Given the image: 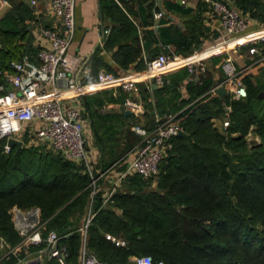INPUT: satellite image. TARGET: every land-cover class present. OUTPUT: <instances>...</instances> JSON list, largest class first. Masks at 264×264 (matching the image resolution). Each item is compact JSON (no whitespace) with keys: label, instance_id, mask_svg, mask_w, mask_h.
Wrapping results in <instances>:
<instances>
[{"label":"trees","instance_id":"obj_1","mask_svg":"<svg viewBox=\"0 0 264 264\" xmlns=\"http://www.w3.org/2000/svg\"><path fill=\"white\" fill-rule=\"evenodd\" d=\"M109 5L121 10L115 0ZM5 18L19 22L24 15L14 8ZM121 19L124 27L112 32L107 44H119L121 64L128 67L137 35L126 18ZM14 27V32L26 31L25 26ZM136 65L145 67L143 62ZM207 77L201 74L199 93L209 88ZM245 79L249 90L243 98L198 99L182 119L185 130L169 139L160 172L152 178L129 174L126 186L112 194L108 206L102 204V191L92 193L93 176L84 163L34 143L7 151L6 138H0V237L11 246L21 239L12 206H40L47 219L44 233L58 230L67 244V261L80 264L77 215L92 199L95 215L87 245L102 259L131 264L134 255L149 253L167 264H264V86ZM228 104L231 121L221 129L213 118L223 115ZM251 129L262 136L261 142L250 144ZM126 138L124 143H110L116 154L108 162L133 148L141 135L129 128ZM30 152L36 156L27 164L24 154ZM26 255L20 250L0 259V264H16ZM46 263L62 264L56 258Z\"/></svg>","mask_w":264,"mask_h":264},{"label":"crops","instance_id":"obj_2","mask_svg":"<svg viewBox=\"0 0 264 264\" xmlns=\"http://www.w3.org/2000/svg\"><path fill=\"white\" fill-rule=\"evenodd\" d=\"M226 1L247 17V31L264 30V0ZM115 2L121 6V10L110 6V0H77L76 29L71 52L79 57L80 73L83 76L81 81L95 78L101 69L121 74L136 73L145 68L148 61L161 51L192 54L214 44L216 38L224 32L219 16L207 0H162L164 8L160 6L159 0ZM14 8L24 15V20L14 22V18H5ZM158 10L163 13L158 15ZM121 17L126 18L131 33L137 35L134 57L129 60L128 67L121 64L119 44H107L109 35L124 27ZM3 19L6 22H2ZM54 22L50 0H0V81L5 79L6 72L14 70L11 66L13 60L29 56L30 60L36 61L38 49L47 41L41 33V27ZM16 25L25 26L26 31H12L11 28L17 29L14 27ZM105 28H110L108 34L103 33ZM232 38L231 35H226L227 45L203 59L205 69L199 68L197 76H191L189 68L182 66L168 73L163 85L156 86L154 81H141L138 91L111 87L65 99L66 104H75L81 111L90 159L95 174L99 175L98 191H102L104 195L102 204L108 206L111 197L107 201L104 199L134 156L131 148L119 158L108 162L116 154V151H111L113 147L110 143H124L133 124L152 126L158 116L167 114L184 117L189 109L195 107L198 99L219 96L217 92L209 90L226 78L223 67L226 55H231L238 67H245L242 75L247 88L246 76L254 84L261 83L264 86V59L256 60L264 52V42L259 43L260 51L251 52L250 46L254 42L236 44L231 43ZM141 62L145 63V67H137L136 64ZM201 74L208 76L211 83L209 88L199 93L202 88L199 82ZM226 86L229 89L227 96H232L231 86ZM261 95H264V89ZM127 100L140 105L127 104ZM214 120L218 124L223 121L222 116L214 117ZM125 178L127 176L118 182L115 191L126 186ZM153 184L156 182L153 181ZM91 201L93 203L92 199ZM92 212L95 215V210ZM27 259L22 264H42L44 261Z\"/></svg>","mask_w":264,"mask_h":264},{"label":"built area","instance_id":"obj_3","mask_svg":"<svg viewBox=\"0 0 264 264\" xmlns=\"http://www.w3.org/2000/svg\"><path fill=\"white\" fill-rule=\"evenodd\" d=\"M207 1L219 16L224 29L223 34L216 38L214 44L189 55L161 51L148 61L145 68L136 73L121 74L101 69L95 78L81 81L83 76L80 73L79 57L71 52L76 29L77 0H50L55 22L41 27V33L47 41L38 49L36 61L30 60L29 56L13 60L14 70L6 72L5 79L0 81V138H6L5 149L8 151L12 148L8 141L9 137L14 136L25 142L22 136L29 131L31 140L47 145L65 158L84 163L93 176L91 183L94 186L92 190L94 194L98 190L99 175L95 174L90 159L81 111L75 104H66L65 99L111 87L138 91L141 81H154L163 85L166 82V75L182 66H187L191 72L199 68L204 70L203 59L223 48L221 44L226 43V35L233 37L234 41L231 40V43L254 42L250 46V51H260L259 43L264 42V30L247 31V17L226 0ZM162 13V10L157 11L158 15ZM109 32L110 28L103 29L104 34ZM262 59L264 52L256 60ZM223 67L226 78L210 88L209 92H216L215 88L220 84H229L233 97L247 96L248 88L242 75L245 67H238L231 55H226ZM126 103L140 105L132 100H127ZM230 106L227 108L225 126L231 121L228 116ZM182 119L179 114H167L158 116L152 126L133 124L132 128L141 135V139L132 148L134 156L118 182L135 172L145 178L156 176L166 155L169 139L185 130ZM118 182L109 190L104 201L115 192ZM10 211L21 239L11 246L4 237H0L1 243L8 245L7 251L0 259L9 258L13 253L25 249L27 255L16 262L22 264L33 253L30 248L32 245L44 243L38 248L36 259L56 258L62 264H69L67 244L61 240L63 235L54 228L47 234L44 233L47 219H43L40 206L25 208L16 204ZM93 216L94 212H91L79 226L82 234L80 264H116L100 258L87 245L88 227ZM107 236L117 243H125L124 239H119L111 233ZM131 264L167 263L163 259H155L152 254L144 253L134 255Z\"/></svg>","mask_w":264,"mask_h":264},{"label":"rangeland","instance_id":"obj_4","mask_svg":"<svg viewBox=\"0 0 264 264\" xmlns=\"http://www.w3.org/2000/svg\"><path fill=\"white\" fill-rule=\"evenodd\" d=\"M226 107H227V105H225ZM229 106V105H228ZM231 111V110H230ZM227 112V111H226ZM226 112L223 114V115H221L222 116V124L220 123V124H218L217 122L219 121L218 119H217V122H216V120H214V122H215V124L218 126V125H220L219 127L221 128V129H226L229 125H227V126H225V117H226ZM220 116V117H221ZM229 117H230V114L228 115ZM219 116H216L215 118H218ZM214 119V118H213ZM221 125H222V127H221ZM255 126V125H254ZM253 127V126H252ZM17 136H22L21 134H16ZM22 138L25 140V142H24V146L25 145H27V144H39V143H37V142H35L34 140H31V135L29 134V131H27V133L24 135V136H22ZM247 138H248V141L250 142V144H252V143H254V142H261V140H262V136L257 132V131H255V130H253V129H251L249 132H248V134H247ZM40 146H42L43 148H44V151H47L48 149H51V148H49V147H47V145H45V144H39ZM38 146V145H37ZM46 148H48V149H46ZM39 149H41V148H39ZM26 152V150L24 151V153ZM23 153V154H24ZM26 154V153H25ZM24 154V159H25V162L28 164L31 160H32V158L34 157V156H36V155H34V153H32V152H30V153H28L27 155H25ZM154 180V182H156V177L155 178H153ZM98 181H100V180H98ZM98 186H99V183H98ZM92 211H94V204L92 203V201L91 202H89V204L87 205V207L84 209V211H83V213H82V215L80 216L79 214L77 215V216H79V219H77L78 221H76V226L77 225H81L82 223H83V221L85 220V218H87V216H89L90 215V213L92 212ZM5 242V241H4ZM7 248H8V245H7V243H5L4 245L1 243V240H0V258H1V256L7 251ZM38 249H32V254L30 255V257H29V259H36L37 258V256H38ZM46 257H43V259L42 260H44L43 262H41L42 264H47L46 263V259H45ZM27 259V258H26Z\"/></svg>","mask_w":264,"mask_h":264},{"label":"water","instance_id":"obj_5","mask_svg":"<svg viewBox=\"0 0 264 264\" xmlns=\"http://www.w3.org/2000/svg\"><path fill=\"white\" fill-rule=\"evenodd\" d=\"M159 4H160V6L162 8H164L163 5H162V0H159ZM191 76H197V69H194L191 72ZM154 84L156 86L158 85L156 82H154ZM215 90H216V92L219 94V96L222 99H225L226 96L229 94V89H228V87L225 84H220V85L216 86ZM179 134H182V132L179 133ZM8 141H9V144L12 147L16 146L18 149H20L23 146V144H24L22 139L14 137V136L9 137Z\"/></svg>","mask_w":264,"mask_h":264},{"label":"bare ground","instance_id":"obj_6","mask_svg":"<svg viewBox=\"0 0 264 264\" xmlns=\"http://www.w3.org/2000/svg\"><path fill=\"white\" fill-rule=\"evenodd\" d=\"M223 47L225 46V45H227V43H225V44H221Z\"/></svg>","mask_w":264,"mask_h":264}]
</instances>
